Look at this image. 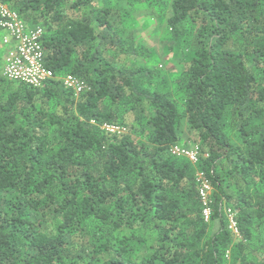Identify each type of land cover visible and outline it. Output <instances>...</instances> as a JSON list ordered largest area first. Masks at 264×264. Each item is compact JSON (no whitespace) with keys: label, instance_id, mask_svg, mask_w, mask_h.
<instances>
[{"label":"trees","instance_id":"1","mask_svg":"<svg viewBox=\"0 0 264 264\" xmlns=\"http://www.w3.org/2000/svg\"><path fill=\"white\" fill-rule=\"evenodd\" d=\"M0 3L44 28L56 77L0 76V264H264V0ZM142 7L190 57L171 87L127 28ZM183 119L196 165L171 154Z\"/></svg>","mask_w":264,"mask_h":264},{"label":"built area","instance_id":"2","mask_svg":"<svg viewBox=\"0 0 264 264\" xmlns=\"http://www.w3.org/2000/svg\"><path fill=\"white\" fill-rule=\"evenodd\" d=\"M0 29L3 33L2 42L9 47L3 67V77L8 80L27 84L34 88H43L48 82L56 77L47 68L45 63V52L42 45L44 30L40 26H29L20 17L19 13L7 4L0 3ZM63 86L72 90L76 96L86 89L85 84L70 73L60 78ZM107 132L122 133L125 129L119 126H104ZM174 157L185 158L192 164L200 161L202 155L199 146L184 148L179 144L171 149ZM197 180L201 186L200 194L204 206L203 216L206 221L211 217V191L212 187L206 179L205 174L198 171ZM229 222V230L235 238H239L237 227V212L229 209L226 211ZM227 261L229 252H227ZM226 261L225 264H230Z\"/></svg>","mask_w":264,"mask_h":264},{"label":"rangeland","instance_id":"3","mask_svg":"<svg viewBox=\"0 0 264 264\" xmlns=\"http://www.w3.org/2000/svg\"><path fill=\"white\" fill-rule=\"evenodd\" d=\"M160 15L161 11L159 8L149 9L147 7H142L132 13L133 19L127 24V28L130 29L135 37L151 52L152 56L149 60V64L157 66L158 69L161 70V74L165 75V79H167V83H170L171 87V84L174 83L176 77L181 72L183 64L189 60L190 57H184L181 51L176 47L170 50L171 47H174V44L167 36L166 25L159 19ZM169 15L170 13L167 12V16ZM2 44L0 45V76H3L2 69L4 67L5 57L9 51V47ZM125 131L126 130L123 132ZM179 135L181 137L180 146L191 148L197 145L192 140L189 126L185 119L182 120ZM228 260L227 262L230 263L229 258Z\"/></svg>","mask_w":264,"mask_h":264},{"label":"crops","instance_id":"4","mask_svg":"<svg viewBox=\"0 0 264 264\" xmlns=\"http://www.w3.org/2000/svg\"><path fill=\"white\" fill-rule=\"evenodd\" d=\"M2 71H3V69H2Z\"/></svg>","mask_w":264,"mask_h":264}]
</instances>
